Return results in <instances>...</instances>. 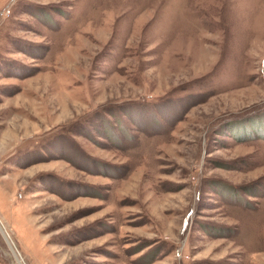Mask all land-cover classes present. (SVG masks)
<instances>
[{
  "label": "rangeland",
  "instance_id": "rangeland-1",
  "mask_svg": "<svg viewBox=\"0 0 264 264\" xmlns=\"http://www.w3.org/2000/svg\"><path fill=\"white\" fill-rule=\"evenodd\" d=\"M0 220V264H264V0H0Z\"/></svg>",
  "mask_w": 264,
  "mask_h": 264
},
{
  "label": "bare ground",
  "instance_id": "bare-ground-1",
  "mask_svg": "<svg viewBox=\"0 0 264 264\" xmlns=\"http://www.w3.org/2000/svg\"><path fill=\"white\" fill-rule=\"evenodd\" d=\"M0 231L6 235L5 233V225L1 222L0 220ZM7 236V235H6ZM8 237V236H7ZM8 239V238H7ZM12 249V248H11ZM14 256H15V259L17 260V264H22V259L18 257L16 251H14Z\"/></svg>",
  "mask_w": 264,
  "mask_h": 264
}]
</instances>
